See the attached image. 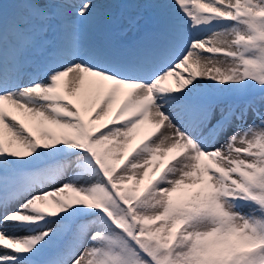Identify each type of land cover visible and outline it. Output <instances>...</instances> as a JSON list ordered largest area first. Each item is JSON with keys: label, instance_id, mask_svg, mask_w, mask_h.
<instances>
[{"label": "snow or ice", "instance_id": "6c2138e0", "mask_svg": "<svg viewBox=\"0 0 264 264\" xmlns=\"http://www.w3.org/2000/svg\"><path fill=\"white\" fill-rule=\"evenodd\" d=\"M0 264H264V0H0Z\"/></svg>", "mask_w": 264, "mask_h": 264}]
</instances>
